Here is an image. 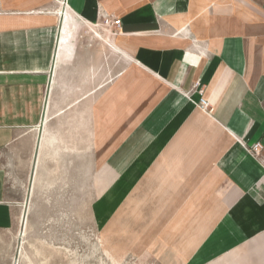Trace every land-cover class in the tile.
<instances>
[{
  "label": "crops",
  "instance_id": "1",
  "mask_svg": "<svg viewBox=\"0 0 264 264\" xmlns=\"http://www.w3.org/2000/svg\"><path fill=\"white\" fill-rule=\"evenodd\" d=\"M50 162L116 250L264 264V0H0V232Z\"/></svg>",
  "mask_w": 264,
  "mask_h": 264
},
{
  "label": "rangeland",
  "instance_id": "2",
  "mask_svg": "<svg viewBox=\"0 0 264 264\" xmlns=\"http://www.w3.org/2000/svg\"><path fill=\"white\" fill-rule=\"evenodd\" d=\"M46 169L38 181L36 167L32 188L28 178L9 181L8 199L23 202V214L15 231L0 232V264H157L147 252L116 250L128 246L114 237L104 242L90 212L96 192L81 173L53 162Z\"/></svg>",
  "mask_w": 264,
  "mask_h": 264
},
{
  "label": "built area",
  "instance_id": "3",
  "mask_svg": "<svg viewBox=\"0 0 264 264\" xmlns=\"http://www.w3.org/2000/svg\"><path fill=\"white\" fill-rule=\"evenodd\" d=\"M113 25L117 29H120V26H121L120 20H116L115 22H113ZM200 106L202 107V109H208L210 107L209 103L207 101H205L204 99H201ZM262 150H263V146L260 143H257L252 148L253 153L256 155H258Z\"/></svg>",
  "mask_w": 264,
  "mask_h": 264
},
{
  "label": "water",
  "instance_id": "4",
  "mask_svg": "<svg viewBox=\"0 0 264 264\" xmlns=\"http://www.w3.org/2000/svg\"><path fill=\"white\" fill-rule=\"evenodd\" d=\"M35 169H36V165L33 167V170H32V173H31V188H32V184H33V180H34V175H35ZM27 199H28V202L30 201V197L28 198L27 197Z\"/></svg>",
  "mask_w": 264,
  "mask_h": 264
},
{
  "label": "bare ground",
  "instance_id": "5",
  "mask_svg": "<svg viewBox=\"0 0 264 264\" xmlns=\"http://www.w3.org/2000/svg\"><path fill=\"white\" fill-rule=\"evenodd\" d=\"M47 132V131H46ZM48 133V132H47ZM46 133V134H47ZM48 136V135H47ZM50 136V135H49ZM45 138V137H44ZM42 140V139H41ZM54 140V139H53ZM56 140V139H55ZM49 141V140H48ZM43 142H45V140L43 141ZM42 144V143H41ZM52 144V143H51ZM55 144V143H54ZM42 146H43V144H42ZM52 146V145H51ZM52 148V147H51ZM41 150V149H40ZM46 150V149H45ZM37 174V173H36ZM27 212H25V214H26ZM25 218V217H24ZM27 226V225H26ZM27 230V229H26Z\"/></svg>",
  "mask_w": 264,
  "mask_h": 264
}]
</instances>
